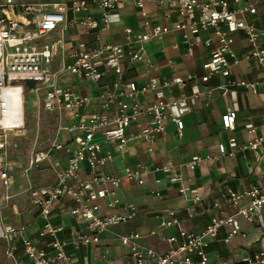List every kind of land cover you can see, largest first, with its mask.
<instances>
[{
    "label": "built area",
    "instance_id": "built-area-1",
    "mask_svg": "<svg viewBox=\"0 0 264 264\" xmlns=\"http://www.w3.org/2000/svg\"><path fill=\"white\" fill-rule=\"evenodd\" d=\"M234 3L239 4L240 0ZM130 4L141 11L143 25L149 30L134 36L133 30L127 27L123 43L103 42L102 31L118 22L120 10ZM151 4L166 8L167 16L177 14L179 20L171 26L151 21L145 11ZM94 8L100 9L99 16L92 13ZM257 12L255 3L235 6L229 0H0V181L8 188L14 181L13 161L8 157L9 147L3 133H19L28 126L27 93L35 96L37 120L42 115L52 119L48 128L49 146L33 153L31 167L40 168L47 163L55 179L53 184H30L28 188L33 210L43 220L37 231L38 240L26 236L27 225L4 224L0 220V239L5 242V255L10 263L20 264L17 252L21 248L28 264H75L73 248L99 244L102 233L112 232L139 217L138 205L122 198L118 191L124 179L145 185L147 168L138 163L126 166L123 174L117 175L105 167L114 160V152L127 153L133 141H145L153 151L157 137L166 131L168 119L176 124L177 135L183 136L184 121L174 116L172 108L185 107L190 97L181 95L167 100L160 96L154 103L143 104L140 96L158 85L148 83L138 87L136 82L125 78V64H150L146 43L161 40L170 33L182 35L188 45L187 53L193 55L198 44L196 37L208 33L204 44L211 47L212 57L204 65V81L224 77L225 82L217 87L222 94L238 87L255 89L261 85L264 88V80L250 82L232 73L233 67L242 60L233 48L238 32L248 39L249 50L243 59L257 61L264 70V27L256 26L251 19ZM73 29H80L92 39L68 47L66 36ZM51 37L50 42L46 40ZM107 74L112 75L113 82L97 96L103 111L88 112L96 98L76 92L72 77L99 83ZM193 78L197 76H190ZM162 84L183 87L186 80L176 78ZM214 90H197L193 98L203 93L213 98ZM141 119H146L145 124L131 133L132 124ZM221 120L225 129L234 128L236 116L231 108ZM246 128L251 134L256 133L253 124H246ZM263 142L264 138L255 136L238 151L257 154ZM55 152L64 155L65 166L55 157ZM235 154L236 151L229 153L221 143L218 155L195 156L186 167L196 170L208 160ZM179 168L172 163L161 170L175 172L170 181L177 183L179 192L185 194L186 179ZM192 193V202L200 203L201 194L196 189ZM156 195L161 197L160 193ZM67 203L72 204L68 209L70 215L86 223L71 239H65L62 227L52 222L53 209L63 208ZM213 204L218 214L202 231L183 228L177 212L167 210L151 213L155 223L145 233H118V242L128 250L129 264H231L213 261L209 246L221 230L225 231L221 239L224 244L237 236L246 239L247 233L238 226L239 219L249 225L264 224V186L244 190L225 188ZM227 208L233 212L228 213ZM189 215L193 217L195 212ZM167 229H177V232L166 237L170 245L166 251L142 244L148 238L163 235ZM41 242H45L46 248ZM241 263L264 264V248L242 256Z\"/></svg>",
    "mask_w": 264,
    "mask_h": 264
},
{
    "label": "crops",
    "instance_id": "crops-1",
    "mask_svg": "<svg viewBox=\"0 0 264 264\" xmlns=\"http://www.w3.org/2000/svg\"><path fill=\"white\" fill-rule=\"evenodd\" d=\"M49 1V0H36ZM54 1V0H53ZM245 4L252 2L257 5L258 12L251 19L256 26L264 27V0H240ZM146 13L151 21L171 26L179 20L177 14L166 15V8H159L155 5H148ZM92 13L99 16L101 11L94 8ZM121 18L114 23L109 30L102 31L103 42L123 43L125 40V29L133 30V35L146 32L149 29L143 25L141 11L133 4L126 5L120 10ZM80 29H73L67 36V46L71 47L79 41L91 40L87 35L80 32ZM208 33H201L196 37L197 45L193 55L187 53V42L184 37L177 33H170L163 39H153L146 43L151 63L132 62L126 63L125 78L136 82L138 87L146 84L156 83L158 86L149 89L140 96L143 104L156 102L160 96L167 100L187 95L190 97L185 107H174L172 113L176 118L184 121L183 136L177 135L176 124L168 119L166 131L162 136L157 137L153 144V151L149 150V144L145 141H133L129 144L127 153L121 155L114 152L115 158L109 163L105 170L122 175L126 166H134L138 163L147 168L148 174L145 177V185L123 180L118 191L119 195L136 203L141 211L138 218L124 225L117 226L112 232H105L100 235L101 242L96 245L80 246L73 248L75 264H129L128 250L117 240L118 233L130 231L147 232L153 227L151 213L156 211L175 210L179 216L183 228L190 231H202L212 217L218 214L213 207L214 202L220 198L225 188L233 190H244L252 186H264V142L256 154L253 151H238L242 144L251 141L255 136L264 138V88L259 85L255 89L238 87L230 89L222 94L217 87L225 82L222 76H215L208 81L202 78L206 74L204 65L211 60V47L204 44ZM242 32L235 34L233 45L236 55L242 59L232 69L234 77L245 79L250 82L263 81L264 70L255 60H244V55L249 50V45ZM176 43V45H174ZM196 75V79L190 76ZM176 78H183L186 84L182 87L174 84L171 87L163 86L164 81ZM113 77L107 74L99 83H89L77 77H72V86L76 92L87 93L94 96L95 101L87 109L88 112H102L100 101L97 96L111 86ZM216 89L213 98L202 94L199 98H193V94L199 90ZM231 108L236 116L233 129H225L221 117ZM146 119L133 123L130 132H136L144 125ZM246 124H253L256 133L251 134ZM233 140V145L231 141ZM224 143L227 151H236L235 156H226L220 160L211 159L203 163L196 170L186 167L195 156L206 157L218 155L219 144ZM55 157L61 160L63 166L66 161L64 155L55 152ZM177 164L179 172L183 174L188 191L185 194L179 192V185L171 180L173 173L162 171L166 164ZM35 176L33 183L37 185L53 184L55 182L52 171L47 163H43ZM36 182V183H35ZM29 188V187H28ZM27 188V190H28ZM196 189L202 196L198 204L192 202V190ZM160 193L161 197H157ZM13 197V195H12ZM25 206L17 202H4L0 206V220L4 224H25L28 226L26 236L38 240V229L43 225V220L33 210L29 193H27ZM72 204L67 203L65 207H55L52 211V222L63 229L65 239H71L73 234L86 227L84 220L75 218L68 212ZM195 215L191 217L190 212ZM228 213L233 212L227 208ZM103 213L107 212L104 210ZM264 218V216H263ZM239 228L247 233V238L235 237L229 244H224L221 239L225 237V231L221 230L219 237L209 246L210 257L215 262L226 261L231 264L241 263L242 256L251 253L252 250L264 248V224H247L243 219L238 221ZM177 229H167L163 235L148 238L142 244L152 246L159 251H166L170 245L166 237L175 234ZM47 241V240H46ZM45 241V242H46ZM45 242H41L45 247ZM20 245V244H19ZM72 247V246H71ZM46 248V247H45ZM17 256L20 264H28L21 248ZM9 264L10 261H9Z\"/></svg>",
    "mask_w": 264,
    "mask_h": 264
},
{
    "label": "rangeland",
    "instance_id": "rangeland-1",
    "mask_svg": "<svg viewBox=\"0 0 264 264\" xmlns=\"http://www.w3.org/2000/svg\"><path fill=\"white\" fill-rule=\"evenodd\" d=\"M51 41V38H47ZM59 64V62H57ZM56 64V66H58ZM25 85V83H23ZM27 89V87H26ZM27 91V90H25ZM26 103L28 107V126L19 133L7 132L3 133L5 141L8 143V157L13 161V184L8 188L0 181V206L5 201L8 203L17 202L20 206H25L27 199V188L39 176L37 173L39 168L31 167L33 153L46 149L49 146V125L51 117L42 115L38 121L35 115V96L33 94L26 95ZM31 167V168H30ZM29 169V170H28ZM28 170V171H27ZM35 178V179H33ZM36 183V182H35ZM8 195L10 198H8ZM13 195V197H12ZM0 264H9V259L5 255V242L0 239ZM12 264V263H11Z\"/></svg>",
    "mask_w": 264,
    "mask_h": 264
}]
</instances>
